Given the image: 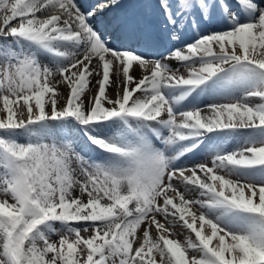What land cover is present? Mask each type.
<instances>
[{"label": "snow or ice", "instance_id": "1", "mask_svg": "<svg viewBox=\"0 0 264 264\" xmlns=\"http://www.w3.org/2000/svg\"><path fill=\"white\" fill-rule=\"evenodd\" d=\"M0 264H264V0H0Z\"/></svg>", "mask_w": 264, "mask_h": 264}, {"label": "bare ground", "instance_id": "2", "mask_svg": "<svg viewBox=\"0 0 264 264\" xmlns=\"http://www.w3.org/2000/svg\"><path fill=\"white\" fill-rule=\"evenodd\" d=\"M137 74H139V69H137ZM114 92V89L110 91V94H112ZM180 239L183 240L184 236H180Z\"/></svg>", "mask_w": 264, "mask_h": 264}]
</instances>
